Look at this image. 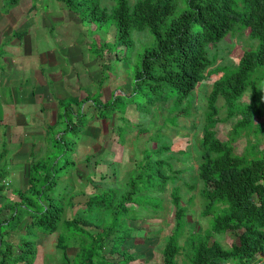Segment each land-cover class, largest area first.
<instances>
[{
	"label": "trees",
	"instance_id": "1",
	"mask_svg": "<svg viewBox=\"0 0 264 264\" xmlns=\"http://www.w3.org/2000/svg\"><path fill=\"white\" fill-rule=\"evenodd\" d=\"M107 1L111 4H103L102 0H63L69 11L89 24L99 25L101 30L113 27L117 48L131 47L133 32L146 29L154 37L155 45L145 48L139 56L142 60L133 76V93L114 92L107 102L99 93L96 98L81 101L90 102L103 120L118 113V119L128 123L129 105L142 109L159 103L169 112L166 120L169 127L171 123L180 126L181 119H193L190 99L202 82L211 81L214 72L219 71L213 67L220 55L210 52L217 51L219 44L239 29L249 33L251 48L243 54L236 69L213 82L202 119L193 123L201 154L197 176L203 185L202 217H212L213 223L204 231L198 229L187 234L191 204H183L181 188L176 183L193 167L177 168L171 160L181 163L185 161L183 156L192 154L165 158L172 151L169 145L144 150V156L135 164L140 172L128 178L123 193L120 187L111 186L104 175L98 180L101 185L98 188L96 176L91 174L88 185L98 191L89 195L88 202L74 203L77 193L70 184L59 192L62 179L78 166V157L76 160L74 157L80 153L78 143L94 117L86 111H75L73 104L80 106L79 100L69 98L59 100L60 107L65 109L59 119L66 120L67 128L51 141L52 161L34 155L28 188L15 191L19 200L7 198L0 205V264H35L38 235L56 233L58 264H139L135 253L125 248L137 232L130 222L139 220L141 209L152 215L161 212L169 183L173 185L170 199L175 207L176 226L161 252V264H179L181 255L186 258L183 264H261L264 151L259 155L254 151L261 146L264 134V0H138L135 4L129 0ZM111 45L108 42L100 47L89 45V50L97 59H104V52ZM123 54L118 49L116 60L123 61ZM244 98L248 100L241 103ZM124 100L127 102L122 104ZM72 114L75 118L71 121ZM232 122L231 138L224 141L216 128ZM252 134L256 143H249L248 150L238 154L234 144ZM62 162L65 163L61 165ZM5 178L1 167L0 192L8 189L9 185L2 184ZM75 206L77 213L68 219L67 211ZM5 211H10L7 217H3ZM101 216L106 219L103 223ZM26 220L29 221L22 230L20 226ZM216 233H232L237 240L224 248L214 239ZM14 234H19L17 244L11 240ZM71 249L78 251L74 260L69 254ZM108 254H118L121 260L112 261Z\"/></svg>",
	"mask_w": 264,
	"mask_h": 264
},
{
	"label": "rangeland",
	"instance_id": "2",
	"mask_svg": "<svg viewBox=\"0 0 264 264\" xmlns=\"http://www.w3.org/2000/svg\"><path fill=\"white\" fill-rule=\"evenodd\" d=\"M38 1V2H37ZM34 0L36 2L37 8L35 15L39 13V19L35 22L39 24H44L46 20L50 23V19L44 17L40 14H48L47 7H57L58 0ZM81 1V0H76ZM138 0H129L130 4H135ZM103 4H111L110 1L102 0ZM91 5L92 2H89ZM41 6V8H40ZM39 7V8H38ZM39 11V12H38ZM77 18V20H76ZM82 23L84 27L82 31L80 30V38L84 39L89 45H97L100 47L104 45V42L112 44L111 47L105 50L106 56L99 60L102 71L96 72L98 66L94 60L93 63H87L85 66L89 70L88 75L91 77V81L88 79L84 80V77L78 78L77 82H73L75 85V90L70 93L74 97L78 98L80 106H74L75 111L81 110V112L86 111L88 115L94 116L90 120L87 128L81 134V139L78 143V149L80 153H77L75 160L78 157V166L70 174L65 175V179H62L59 185V192L64 190L66 186L70 184L71 187L75 189L77 196L74 199V203L83 204L88 202L89 195L97 192L98 189L94 186L88 185L87 179L89 175L96 176L95 184L98 188H101L99 181L104 175L112 184L120 185V191L123 193L125 191L128 178L138 171L135 164L144 156V150H154L160 146H170L172 151H170L165 158L172 156L174 158H180V155L184 153H191L189 156H183L184 162H176L171 160L173 165L177 168H184L189 165L193 167V170L187 173H183L180 180L177 181L176 186H180L181 193L183 196V204H191L190 213L188 215V226L186 228L187 234L190 231H196L198 229H208L213 223L212 217H202V211L204 210V200L201 197L200 191L202 188V182L198 179V168L201 162V154L198 150L197 137L193 128V123H200L202 119L203 112L206 109V97L207 94L212 90L213 82L221 77L225 73H229L231 70L236 69L239 65L240 59L243 54L251 48V42L248 39L249 33L245 31L240 32V29L236 31L233 35H229L222 43L219 44L217 51H211L210 53H218L220 55V60L215 64L213 70H219L214 72V76L210 78L211 81L202 82L190 101L193 104V112L195 117L193 119L184 120L181 119V125L177 126L171 123L172 127L166 124V120L169 117L168 110H163L161 106L163 104H157L154 107L151 105H145L142 109H136L135 106L129 105L127 108V118L130 122L127 123L125 120H119V114L116 113L110 120H103L99 118L98 109L94 108L90 102L81 103L82 100L87 99V97L96 98L101 92L103 94L104 101L110 100L114 92L116 94H130L133 93L134 81L133 76L136 72L139 64L141 63L140 55L143 53L145 48L155 45V39L149 32V29L145 31H134L132 34L133 44L131 47L123 45L122 47H116L115 45V30L113 27L108 28L105 26L102 30L99 25L89 24L85 20L81 21L78 16L69 17V21L56 22L58 25H63L65 28L70 29L71 27H77ZM105 29V30H104ZM78 28H76L74 36L78 33ZM57 34L53 33L51 37L52 43L54 42V50L58 53L64 54L62 49L66 46L69 47L68 39L65 44H60L55 42ZM25 42V38L23 39ZM40 48H50V42L46 41L40 43ZM86 49L83 45V52H80L81 47L78 43L75 49L78 50L79 55H83L86 51L93 57L92 50H89V46ZM118 49L124 54L122 55L123 61L116 60L118 54ZM102 54V52L100 53ZM103 59V60H102ZM69 62V59H68ZM72 62L71 68L69 70V77L76 78L78 75V67ZM132 76H131V74ZM105 78V80H104ZM60 80V79H59ZM103 82V85H101ZM56 83H52V79L48 83V89L54 92V86ZM88 85V86H87ZM88 89V91L85 90ZM115 90V91H114ZM8 96L6 95L1 101L9 103ZM60 97H58L57 105L59 107L56 116L53 115V121H56L54 125H51L45 121V135L39 137H34V135H27L25 137V142H33L39 140V146L35 145L32 148V153L27 157H22V159L27 160L26 164L23 162L20 166L14 165L13 161L19 159L18 152L19 145L11 144L8 141V132L10 126H5L0 122V168L2 167L3 173L6 178L3 185H9L8 189L0 192V205L7 198H12L19 200V196L16 192L18 189L26 190L28 188V177L30 174V165L33 156L41 160L45 158L44 161L51 162L54 154L53 143L51 142L54 137H58L63 129L67 126L66 120L59 116L64 115L65 109L60 107L59 103ZM248 99L244 98L241 103L246 102ZM92 102V101H91ZM127 101L121 102L124 104ZM22 107V105H20ZM39 106V105H38ZM31 107V106H29ZM45 116V115H42ZM75 116L70 115L71 121ZM45 120V119H44ZM194 120V121H193ZM234 123L219 124L217 126L218 135L224 141H228L231 138V133ZM121 127V128H120ZM67 128V127H66ZM22 129L19 131L21 132ZM22 135V137H21ZM20 138H23V134L19 133ZM29 136V137H28ZM42 142V143H41ZM37 143V142H36ZM249 143H256L254 135L248 137L240 138L234 145L236 152L238 154H243L248 150ZM154 148V149H153ZM261 151H264V134L261 137V146L254 151L255 155H259ZM34 153V154H33ZM16 157V158H15ZM191 158V159H190ZM63 160V159H62ZM65 162H62L63 165ZM7 168L12 170H7ZM22 170V171H21ZM63 175L65 171L61 172ZM92 178V176H90ZM70 181L72 183H70ZM96 189H94V188ZM173 185L169 183L167 186V192L165 196L167 201L164 204V209L158 214L152 215L149 212H145L143 209L139 210V220L137 222H130V225L137 229L134 238L125 245V248L130 249L131 253H135L136 259L139 264H161L162 260V250L165 246L166 240L173 233L176 226V215L175 207L171 203V191ZM104 189V188H102ZM82 190L84 193H82ZM80 191V192H79ZM147 201H143L145 204ZM79 204V205H80ZM135 207V206H132ZM134 209V208H133ZM135 210V209H134ZM78 207L75 206L67 211V218L72 219L77 213ZM10 211H5L3 217H7ZM2 217V218H3ZM154 217V218H152ZM100 223L106 221L104 217L101 216ZM22 223L21 229L24 230L27 222ZM19 227V229H20ZM3 228V227H2ZM185 231V235L186 234ZM22 231L21 233H23ZM6 235V234H4ZM11 237L14 244L19 243V234H14ZM59 234H53L52 236H47L44 234L38 235L37 245L39 249V255L36 258L35 264H58L60 256L58 254L56 245L57 237ZM214 239L219 242L224 248L231 247L237 237L232 233H216L214 234ZM184 242V240H183ZM182 242V244H183ZM77 250L71 249L70 256L74 260L75 255H73ZM112 261H120L121 257L118 254H108ZM262 258V257H261ZM179 264L186 262L184 255L178 258ZM234 264V263H228ZM264 264V260L262 263Z\"/></svg>",
	"mask_w": 264,
	"mask_h": 264
},
{
	"label": "crops",
	"instance_id": "3",
	"mask_svg": "<svg viewBox=\"0 0 264 264\" xmlns=\"http://www.w3.org/2000/svg\"><path fill=\"white\" fill-rule=\"evenodd\" d=\"M37 6L34 0H19L16 4H11L9 0H0V122L6 127L10 126L8 141L19 145L20 151L15 154L19 159L13 161V164L18 166L23 162L27 163L25 162L27 158L24 160L22 157L30 155L33 146H39L40 143L39 140L25 142V137L44 136L45 121L51 125L55 124L53 115L56 116L59 110L58 97L60 100L76 98L70 95L75 90L73 82L83 77L84 80L91 81L88 75L91 67L88 70L85 65L95 60L98 66L96 72L102 71L99 60L94 55L91 57L87 51L79 55L75 49L78 43L81 47L80 52H83V45L86 49L89 46L80 38L82 28L84 32V27L81 28L83 19L69 11L63 0H58L57 7H47L48 14H43L40 9V14L50 19V23L45 20L44 24H39L35 20L39 19L40 15L34 14ZM75 16L83 22L78 25V22L73 21L79 30L74 36L71 34L75 33V27L68 29L54 22L63 23L69 21V17ZM53 33L57 34L55 42L62 45L68 39L69 47L65 46L62 49L64 54L54 50V42L51 41ZM46 41L50 42V48H40V43ZM74 61L79 69L76 78L68 76ZM51 79L53 84L56 83L54 92L48 89ZM6 95L9 97V103L1 101ZM19 133L23 134V138H20ZM77 253L78 251L73 255L76 256Z\"/></svg>",
	"mask_w": 264,
	"mask_h": 264
},
{
	"label": "clouds",
	"instance_id": "4",
	"mask_svg": "<svg viewBox=\"0 0 264 264\" xmlns=\"http://www.w3.org/2000/svg\"><path fill=\"white\" fill-rule=\"evenodd\" d=\"M100 93H101V92H100ZM153 149H154V148H153ZM75 156H76V155H75ZM110 185H111V186H114V187H120V185H119V186L116 185V184L114 185V184H112L111 182H110ZM103 190H104V189H103ZM125 190H126V188H125Z\"/></svg>",
	"mask_w": 264,
	"mask_h": 264
}]
</instances>
